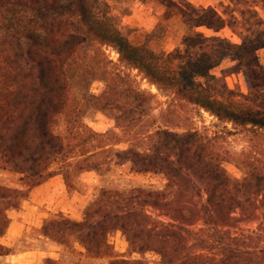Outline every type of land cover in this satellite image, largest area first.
I'll use <instances>...</instances> for the list:
<instances>
[{
  "label": "trees",
  "instance_id": "obj_1",
  "mask_svg": "<svg viewBox=\"0 0 264 264\" xmlns=\"http://www.w3.org/2000/svg\"><path fill=\"white\" fill-rule=\"evenodd\" d=\"M158 1L168 12L180 5L176 0ZM97 2L0 0V168L19 173L23 184L32 188L53 176L55 165L81 172L98 167L93 154L77 155L79 147L98 133L74 104L69 75L70 61L77 63L82 46L93 40L114 46L124 61L145 72L160 89L175 91L215 115L225 123L222 133L264 130V108L220 96L214 89L212 69L219 63L214 52H157L148 42L130 40ZM165 16L160 15L158 28L147 36L165 31ZM220 41L228 45L224 54L234 47L228 40ZM106 75L110 82L100 99L114 91L118 73ZM133 92L140 106L151 98L137 90L125 97ZM134 108L116 115L117 125L135 121ZM152 136L155 141L146 150L129 148L117 155L128 158L133 172L163 174L167 182L162 189L102 188L83 220H49L45 234H60L63 241L75 236L87 256H109V264H148L113 254L109 234L114 229L124 233L134 251L157 252L162 264H264V244L251 250L256 236L228 227L235 211L248 202L264 207V169L251 161L242 176L233 175L225 165L229 160L216 149L219 132L211 136L198 130L159 129ZM24 196L22 189L0 183V237L10 224L8 210L17 208ZM180 197L190 199V208ZM165 208L164 215L155 212ZM0 252L11 253L3 244ZM46 264L57 262L48 258Z\"/></svg>",
  "mask_w": 264,
  "mask_h": 264
},
{
  "label": "rangeland",
  "instance_id": "obj_2",
  "mask_svg": "<svg viewBox=\"0 0 264 264\" xmlns=\"http://www.w3.org/2000/svg\"><path fill=\"white\" fill-rule=\"evenodd\" d=\"M176 1L180 2L179 8L174 7L170 9L171 12L166 11V4H160L158 0H98L97 4L98 8L111 15L113 22L130 40L148 42L149 47L157 52L162 49L172 52L177 48L184 56L190 50L197 54L214 52L219 63L212 69L215 78L211 83L218 94L264 108V0ZM164 14L165 31L158 37L147 36L148 32L158 28L160 15ZM74 18L78 20L79 17L76 15ZM220 39L228 40L234 46L228 48L227 54L223 53L226 50L223 48L228 45ZM70 63L74 104L98 133L79 147L77 155L83 158L93 154L98 167L81 172L74 167L55 165L54 175L41 184L58 175L60 180L54 188L57 187L61 195L57 201V198L52 200L53 209L50 212L40 215L33 209L28 213V217L35 219V222L9 247L12 253L42 250L45 255L40 264H46L48 258L56 260L57 264H109V256H87L75 236L65 237V241L60 234L59 237H49L45 234L44 226L49 220L62 216L83 220L87 206L102 188L124 190L134 186H152L162 189L167 182L163 174L133 172L128 158L117 155L119 151L129 148L146 150L154 143L152 135L159 129L180 133L198 130L211 136L219 132L216 149L229 160L225 165L233 175L242 176L249 170L247 166L251 161L258 166V170L264 169V130L235 135L222 133L224 122L175 91L160 89L145 72L124 61L114 46L98 40L90 41L78 52L77 63ZM108 72L118 73L115 88L107 97L100 99L110 82V79L106 81ZM132 90L151 98L140 106L134 99V95H137L134 92L132 97H125ZM130 107H135V121L128 123L127 120L122 126L117 125L115 116H120ZM234 152L242 154L238 156ZM66 174L68 180L65 179ZM0 183L22 189L25 194L17 208L8 210L11 220L13 214L25 209L24 204L32 198V190L38 185L28 188L19 173L2 168ZM179 200L190 208L189 198L180 197ZM261 205L248 202L243 209L235 211L228 224L235 233L256 236L251 250L256 245L264 244V207ZM155 212L164 215L166 208ZM109 240L117 257L162 264L160 255L153 250L134 251L121 230L114 229L109 234ZM6 255L0 252V264H14Z\"/></svg>",
  "mask_w": 264,
  "mask_h": 264
},
{
  "label": "crops",
  "instance_id": "obj_3",
  "mask_svg": "<svg viewBox=\"0 0 264 264\" xmlns=\"http://www.w3.org/2000/svg\"><path fill=\"white\" fill-rule=\"evenodd\" d=\"M59 176L52 177L48 182L36 186L32 190V198L24 204L25 209L21 210L19 214L11 216L10 224L5 235L0 237V244L12 247L16 240L23 236L26 231L34 224L33 218L28 217V213L34 209L40 215L50 212L53 209L52 200L59 199L61 194H58L56 183H59ZM39 225V224H36ZM45 252L42 250L26 251L21 253H10L6 257L14 264H40Z\"/></svg>",
  "mask_w": 264,
  "mask_h": 264
}]
</instances>
